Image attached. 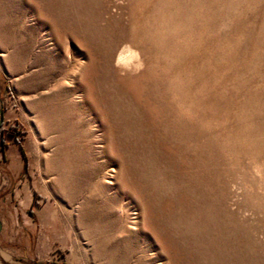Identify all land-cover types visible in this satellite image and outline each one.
Returning a JSON list of instances; mask_svg holds the SVG:
<instances>
[{"label":"rangeland","instance_id":"obj_1","mask_svg":"<svg viewBox=\"0 0 264 264\" xmlns=\"http://www.w3.org/2000/svg\"><path fill=\"white\" fill-rule=\"evenodd\" d=\"M0 264H264V0H0Z\"/></svg>","mask_w":264,"mask_h":264}]
</instances>
